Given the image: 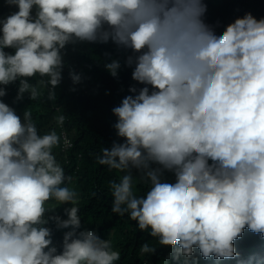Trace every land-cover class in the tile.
<instances>
[{
	"label": "clouds",
	"instance_id": "1",
	"mask_svg": "<svg viewBox=\"0 0 264 264\" xmlns=\"http://www.w3.org/2000/svg\"><path fill=\"white\" fill-rule=\"evenodd\" d=\"M5 2L18 8L0 20L6 104L20 107L8 98L16 88L7 86L17 82V100L26 93L36 100L30 80L37 76L55 100L68 45L111 42L130 53L125 63L143 87H130L113 108L123 142L103 148L97 162L123 174L110 184L111 211L174 245L165 264L235 259L234 241L246 228L264 239V0ZM105 69L115 78L121 63ZM70 77L81 81L74 71ZM6 104L0 101V264H117L111 241L82 228L73 178L53 154L60 136L41 135L29 112L22 121ZM136 176L149 184L143 196L134 192ZM52 202L72 205L66 219L51 215ZM50 223L67 230L60 250ZM156 248L144 242L140 252Z\"/></svg>",
	"mask_w": 264,
	"mask_h": 264
},
{
	"label": "trees",
	"instance_id": "2",
	"mask_svg": "<svg viewBox=\"0 0 264 264\" xmlns=\"http://www.w3.org/2000/svg\"><path fill=\"white\" fill-rule=\"evenodd\" d=\"M17 11L18 8L0 0V20ZM129 54L111 42L68 45L63 50L64 68L61 83L55 88V100L48 99V89L37 76L30 80L40 93L36 100L32 101L27 93L17 100L18 82L7 86L16 88V92L9 93L8 98L24 110L6 104L5 96L0 101L12 108L22 121L25 111L29 112L41 135L55 130L60 136V144L53 149V154L65 175L73 178L68 186L78 193L79 200L75 206L79 208L82 228L95 230L102 239L111 241L113 249L120 253L117 264H165L174 245L161 242L155 233L141 231L137 222L132 221L127 214L119 216L111 211L113 197L110 184L119 182L123 174L97 162V156L103 148H110L114 142H123L114 128L117 117L113 114V108L131 94L130 87H143L132 80L133 67L125 63ZM113 59L121 63L115 78L105 69V64ZM71 71L81 75L78 84H73ZM61 114L65 116L62 126L56 121V117ZM63 135L72 141V147L66 151H63ZM167 175L172 176V173ZM148 188V183L139 176L135 177L134 192L137 196L145 195ZM52 203L56 210L51 215L66 219L64 209L72 205ZM49 227L53 230V243L60 250L64 231L67 230H57L54 223H50ZM144 242L155 244L156 250L141 254L140 248ZM234 245L238 253L235 259L218 262L200 258L199 264H264V239L259 234L246 228ZM196 256L199 258L198 252Z\"/></svg>",
	"mask_w": 264,
	"mask_h": 264
},
{
	"label": "built area",
	"instance_id": "3",
	"mask_svg": "<svg viewBox=\"0 0 264 264\" xmlns=\"http://www.w3.org/2000/svg\"><path fill=\"white\" fill-rule=\"evenodd\" d=\"M72 147V141L67 135H63V151Z\"/></svg>",
	"mask_w": 264,
	"mask_h": 264
}]
</instances>
